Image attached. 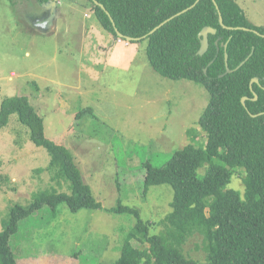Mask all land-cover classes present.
I'll return each instance as SVG.
<instances>
[{"label": "rangeland", "instance_id": "374dc122", "mask_svg": "<svg viewBox=\"0 0 264 264\" xmlns=\"http://www.w3.org/2000/svg\"><path fill=\"white\" fill-rule=\"evenodd\" d=\"M235 1L253 25L264 27V0ZM48 7L52 10V3L0 0V107L6 98L27 96L44 118L46 136L73 152L102 207L119 201L137 207L158 232L174 191L164 184L144 196L143 164L164 166L195 136L206 142L198 122L209 93L192 81L158 74L147 58V40L120 42L104 31L91 0H57L53 12ZM87 109L91 113L76 117ZM49 161L12 115L0 131V233L11 207L58 188L48 172L36 173ZM244 177V170H233L228 188L243 196ZM135 221L102 210L72 213L65 205L53 220L45 207L21 222L11 247L18 264H111L120 258L124 235ZM201 242L192 237L183 248L188 258L204 264L207 255L197 250Z\"/></svg>", "mask_w": 264, "mask_h": 264}, {"label": "trees", "instance_id": "16d2710c", "mask_svg": "<svg viewBox=\"0 0 264 264\" xmlns=\"http://www.w3.org/2000/svg\"><path fill=\"white\" fill-rule=\"evenodd\" d=\"M37 1L45 5L51 0ZM97 1L106 9L91 0L104 31L118 39L116 29L133 39L147 36L143 39L147 40V58L158 74L174 81H192L207 90L209 103L198 122L206 142L198 143L195 136L164 166L150 161L143 164L144 196L151 187L164 184L174 191L171 212L157 223L161 228L157 232L137 207L119 201L104 209L85 182L73 152L46 136L44 118L30 99L6 98L0 107V131L16 114L19 123L29 129L31 141L50 156L48 166L36 173L48 172L59 189L41 190L28 205L11 207L9 221L0 233V264H18L11 240L19 234L22 221L45 207L54 220L62 205L72 213L89 209L135 217L124 235L120 258L111 264H202L184 253L186 242L196 236L202 238L197 250L207 255L204 264H264V27L253 25L235 0H216L226 27L251 31L223 28L213 0H200L149 35L197 0ZM205 27L217 33L209 35V49L201 56L199 34ZM226 54L231 73H226ZM255 78L259 82L251 88ZM243 98H247L245 104ZM89 113L90 109L82 110L76 117ZM194 132L188 130L189 136ZM202 168L206 169L200 174ZM235 169L245 172L243 196L228 188ZM63 186L68 191L60 190ZM116 186L119 191V180Z\"/></svg>", "mask_w": 264, "mask_h": 264}, {"label": "water", "instance_id": "95a60500", "mask_svg": "<svg viewBox=\"0 0 264 264\" xmlns=\"http://www.w3.org/2000/svg\"><path fill=\"white\" fill-rule=\"evenodd\" d=\"M199 1L200 0H197L191 7H189V8H187V9H185V10H183V11H181L180 13H178V14H176V15H174V16H172L171 18H169L168 20H166L165 22H163V23H161L159 26H157L156 28H154V30H152L150 33H149V35H152V34H154L157 30H159L162 26H164L165 24H167L168 22H170V21H172L174 18H176V17H178V16H180V15H182V14H184V13H186L187 11H189L190 9H192V8H194L198 3H199ZM56 2H57V0H51L50 1V3H52V10L50 9V7H48L49 9H50V11H54V7L56 6ZM94 2H95V4L96 5H98V6H100L102 9H104V10H106L105 9V7L102 5V4H100L97 0H94ZM213 2L215 3V6H216V8H217V10L219 11V14H220V24L223 26V28H227V29H229V30H235V29H237V30H239V29H242V30H245V31H251L250 29H247V28H230V27H226L225 25H224V23H223V17H222V15H221V12H220V10H219V7H218V5L216 4V0H213ZM50 3H48V4H45V5H48V6H50ZM116 32H117V36L118 37H120V38H123V37H125L124 35H122L117 29H116ZM253 32H255L256 34H258V35H260L258 32H256V31H253ZM217 33V30L216 29H213V28H211V27H205L201 32H200V34H199V38L201 39V47H200V50H199V52H198V54L199 55H204L207 51H208V49H209V35L210 34H216ZM261 36V35H260ZM147 36H145V37H143V38H140V39H133V38H130V37H125L126 39H128L129 41H139V40H141V39H144V38H146ZM264 37V36H263ZM227 61H228V56H227V54H226V64H227ZM245 62H243L237 69H239L243 64H244ZM207 70H205V72H206ZM232 72V70H230L229 69V67H228V64H227V72L226 73H231ZM259 82V80L257 79V78H255V79H253L252 80V82H251V88H252V84L253 83H258ZM257 96H255V100H257ZM247 100V98H243V100H242V102H243V104H245V101ZM254 117H255V115H253Z\"/></svg>", "mask_w": 264, "mask_h": 264}]
</instances>
